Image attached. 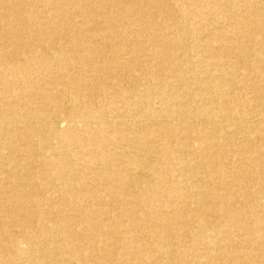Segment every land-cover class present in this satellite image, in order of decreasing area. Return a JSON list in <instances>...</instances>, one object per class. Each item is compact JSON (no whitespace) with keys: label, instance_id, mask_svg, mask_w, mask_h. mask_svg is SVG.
<instances>
[{"label":"bare ground","instance_id":"obj_1","mask_svg":"<svg viewBox=\"0 0 264 264\" xmlns=\"http://www.w3.org/2000/svg\"><path fill=\"white\" fill-rule=\"evenodd\" d=\"M173 1L0 0V264H264V0Z\"/></svg>","mask_w":264,"mask_h":264},{"label":"rangeland","instance_id":"obj_2","mask_svg":"<svg viewBox=\"0 0 264 264\" xmlns=\"http://www.w3.org/2000/svg\"><path fill=\"white\" fill-rule=\"evenodd\" d=\"M170 4H171V6H173L172 4H174V3H176V2H174L173 0H167ZM218 3V5H219V7H221V9H222V11H223V13H224V11H225V8H224V5H223V3L221 2V1H217ZM198 3H200V6H201V8H202V11H204L203 13H204V16L206 17V19H207V25L209 26H207L206 28H208V29H212L213 31L212 32H216V31H219L220 30V28L221 29H223V31H225V32H228L229 31V26H228V24H229V22H228V20H226L225 19V17H224V15L222 14L220 17H218V14H214V13H212L211 11H210V9H209V0H201V1H198ZM197 3V4H198ZM205 3V4H204ZM162 15V17L163 18H165L166 16V18L165 19H169V17L171 18V15H170V12H164V13H162L161 14ZM212 17V18H211ZM79 20V19H78ZM209 20H211V21H209ZM220 21H221V23H220ZM223 22V23H222ZM226 22V23H225ZM221 24V25H220ZM227 24V25H226ZM80 25V24H79ZM219 25L221 26L220 28H219ZM224 25H225V27H224ZM82 26H84V27H87V33H92V31H93V25H88V26H86V24H82ZM81 26V27H82ZM125 28L127 29V30H130L128 27H121V28H119L120 30H125ZM217 28H219V29H217ZM126 30V31H127ZM146 35H148L149 36V34L150 35H153V34H156V33H154V30L150 33V32H147V33H145ZM131 36H132V38L134 37V32H132V34H130ZM66 40V41H65ZM68 39L66 38H60L59 39V43H63V44H66V43H69V45L71 46V44L72 43H74V42H72V41H67ZM66 42V43H65ZM114 42V41H113ZM72 46H74V44H72ZM144 47L145 48H148V46H146V44L144 45ZM158 60L159 59H155L154 60V62H158ZM70 66H72V67H79V64H74V65H70ZM140 90H142L143 89V87H140L139 88ZM153 107H157V104L155 105H153ZM118 122H116V124H117ZM119 125V124H118ZM117 125V126H118ZM64 125L63 124H61L60 125V127H63ZM263 201V200H262Z\"/></svg>","mask_w":264,"mask_h":264}]
</instances>
